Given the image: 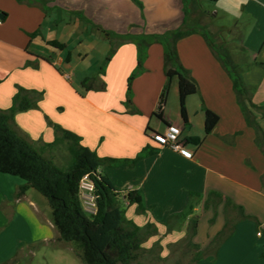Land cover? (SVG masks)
I'll use <instances>...</instances> for the list:
<instances>
[{"label": "crops", "instance_id": "obj_1", "mask_svg": "<svg viewBox=\"0 0 264 264\" xmlns=\"http://www.w3.org/2000/svg\"><path fill=\"white\" fill-rule=\"evenodd\" d=\"M214 1L222 14L234 17L228 38L235 40L222 41L226 61L197 30L177 43L180 63L199 88L187 99L188 114L197 113L204 125L206 109L219 117L210 134L203 125V133L193 135L188 133L194 127L192 113L191 126L185 129L180 113L173 120L166 104L159 110L166 84L164 46L154 42L148 47L144 72L132 84L128 105V79L137 67L138 48L129 39L111 43L121 34L174 31L170 24L162 31L147 29L146 23L141 29L142 12L151 9L165 15L168 23L182 20L183 0H0V110L12 106L18 87L43 92L39 109L16 115L22 134L39 145L54 142L48 117L80 136L82 145L99 157L116 160L100 172L118 190L142 195L146 213L128 206L142 219L126 216L140 227L156 225L158 234L144 243L148 251L143 257L157 247L161 253L149 262L166 260L168 248L186 240L196 252V264H264V0ZM220 12L206 11L203 21ZM87 31L117 46L105 75H100L106 84L100 92L82 91L88 75L80 77V87L73 81L77 66L70 47L79 42L82 48ZM84 53L88 56V50ZM230 72L242 80L249 101L239 100ZM170 124L182 128V139H203L199 145L185 143L191 158L153 140L155 132ZM62 149L67 150H52L54 159ZM24 184L18 176L0 173V264H28L37 249L45 264H84L74 244L58 240L48 200L32 188L19 196ZM192 205L193 213L168 231L169 220L186 214ZM193 217L198 219L195 235L190 234Z\"/></svg>", "mask_w": 264, "mask_h": 264}, {"label": "trees", "instance_id": "obj_2", "mask_svg": "<svg viewBox=\"0 0 264 264\" xmlns=\"http://www.w3.org/2000/svg\"><path fill=\"white\" fill-rule=\"evenodd\" d=\"M189 4V0H183ZM195 3V0H192ZM195 29L174 30L163 35H155L152 39L144 38L136 42L138 48V63L130 75L127 85V103L132 100L133 81L144 72L147 49L158 42L164 46L166 85L160 97L159 110L167 102L168 91L174 77L179 79L180 116L184 128H190L189 114L186 106L188 97L198 93V84L190 73L181 65L177 43L184 37L194 33ZM108 35V34H107ZM49 45L64 50L66 45L58 41H49ZM115 49L106 58L99 70L105 75L108 63ZM69 59V58H68ZM230 72L234 89L241 102L248 99V92L237 74ZM96 78H87L81 83L84 93L89 91H104L106 84L102 81L99 87H94ZM44 93L18 87L13 97L12 106L0 110V173L18 176L25 181L19 190L23 196L27 190L35 189L43 195L52 211L53 222L59 232V241L74 244L77 254L84 264H141V257L148 251L143 245L149 238L158 234L153 222L144 227L138 226L126 216L124 210L129 205H137L138 213H146L143 198L137 190H118L112 180L100 170L108 164L116 163L114 159L101 158L96 152L82 145V138L60 125L49 120L54 129L55 140L50 144L39 145L22 134L16 127L15 117L18 113L31 109H39V102ZM161 118V114H158ZM219 122L214 112L205 110V134H210ZM185 143L199 145L203 139L198 136H185ZM65 146L70 154L69 166L63 169L55 162L52 150ZM89 174L96 184L98 212L89 216L83 209L79 184L81 179ZM192 197L195 194H191ZM193 205L184 215L173 216L168 224L172 231L175 224L183 221L193 213ZM198 219L193 217L190 222V234H196ZM234 232V228L230 234ZM264 238V229H263ZM264 256V255H263Z\"/></svg>", "mask_w": 264, "mask_h": 264}, {"label": "rangeland", "instance_id": "obj_3", "mask_svg": "<svg viewBox=\"0 0 264 264\" xmlns=\"http://www.w3.org/2000/svg\"><path fill=\"white\" fill-rule=\"evenodd\" d=\"M195 3L196 4L194 5L192 0H189V4L187 5L184 4L185 15L184 17H182V20L180 18V19L173 20V22H170V23L165 21L166 19L165 15L162 16L158 14H153L150 12L151 9L148 11V13L144 11V13L142 12V17H141V20H143V22L141 23V29L144 28L145 23H146L145 26L147 27V29L151 28L156 31H162V29H164V26L168 24H170L169 26L172 25L171 26L172 29H175V30L178 28L181 30L195 29L203 33L204 35H206V37L213 44L214 49L217 52H219L221 58L226 61L227 58L224 52L226 42L225 44H223L222 41H224L225 39V41H227L228 43V42L235 40V39L228 38L232 31V28L235 25L233 22L234 17L232 18L230 16L224 15V13L222 14L220 12V9L216 6L214 0H196ZM197 11H202V15L196 14ZM206 11H209V12L218 11L220 13L215 17L213 16L206 17L204 18V21H203L202 17L203 16L205 17ZM175 18L177 17L175 16ZM163 34H166V33H163ZM163 34H155V35H163ZM155 35H145L143 33L140 35L121 34V35L115 36L116 40L111 41V43L112 42L117 43L118 40L122 41V40H128V39L136 43V42H139L140 40H143L144 38H146L147 40H150ZM83 41L84 42H82V45L84 47L82 46V48L78 47L79 42H76V44H73L70 47V51L72 52V56L74 59L73 64L77 66L75 68V75L73 77L74 85L75 87H80V77L83 75L85 76L88 75V77L96 78L95 82H93L92 80L90 83H93L94 87H99L101 85L102 78L100 74L96 72L97 70L98 71L100 70V67H102L106 58L111 54L113 49H115L117 46L115 44L113 47L107 39H104V40L99 39L94 34L89 35L88 31L85 35V38H83ZM107 41L109 45L105 46V43ZM87 46L88 48H85ZM85 50H88V56H86V54L84 53ZM80 52L84 53L82 57L79 56ZM147 55H148V49H147ZM227 65L229 67V70L233 71L232 65L229 63H227ZM166 82H167V77H166ZM96 92H100V91H96ZM166 107H167V114L169 115V117L175 120L178 114L180 113L179 79L177 76L173 78L170 84ZM190 113L189 114L191 115V119H192V123L194 127L190 129L188 133L193 134V135H201L203 133V125H204L202 121V117H198L197 113L196 114H194L193 112H190ZM55 159L54 160L59 167L66 169L69 166L71 157H70V154L67 152V150L62 149L55 154ZM36 194L44 198V200H47L39 192L36 191ZM124 210L126 212V215L130 219L135 218L136 221H140L142 219L141 218L142 216L138 214L135 215L134 211L130 209V207H125ZM251 240H254V238H252ZM168 250H169L170 255L166 260L149 262V259L152 258L153 254L158 255L161 253L159 247H157L156 250H154L153 254L151 255L147 254L141 259V264H196L195 263L196 252L193 248H191L187 244L186 240L181 241L177 245L171 246L170 248H168ZM35 256H36L35 258L30 259L28 264H45L46 260L43 254L39 252L38 249L36 251ZM199 259L197 258L196 261H198ZM201 261L202 260H199L198 262H201ZM202 264H207V263H202Z\"/></svg>", "mask_w": 264, "mask_h": 264}, {"label": "built area", "instance_id": "obj_4", "mask_svg": "<svg viewBox=\"0 0 264 264\" xmlns=\"http://www.w3.org/2000/svg\"><path fill=\"white\" fill-rule=\"evenodd\" d=\"M3 23L0 14V25ZM183 130L177 125L170 124L164 131L155 132L153 140L161 147H170L184 156L191 158L192 153L185 149V141L182 139ZM79 196L84 211L89 216H95L98 212L96 184L89 174H86L79 184Z\"/></svg>", "mask_w": 264, "mask_h": 264}]
</instances>
